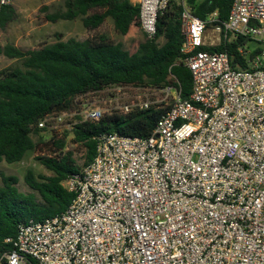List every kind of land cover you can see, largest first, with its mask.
Listing matches in <instances>:
<instances>
[{
	"label": "built area",
	"instance_id": "1",
	"mask_svg": "<svg viewBox=\"0 0 264 264\" xmlns=\"http://www.w3.org/2000/svg\"><path fill=\"white\" fill-rule=\"evenodd\" d=\"M130 1L153 38L172 0ZM174 1L191 95L183 98L176 84L105 89L114 98L138 92L116 112H164L148 137L99 135L93 161L64 182L74 194L68 209L20 224L1 264H264V0H234L216 26L217 12L202 20L188 0ZM14 2L0 0V12ZM228 34L249 39L244 56L260 48L249 68H235L227 52L199 50ZM90 94L39 128L59 138L99 121L105 111L81 101Z\"/></svg>",
	"mask_w": 264,
	"mask_h": 264
},
{
	"label": "trees",
	"instance_id": "2",
	"mask_svg": "<svg viewBox=\"0 0 264 264\" xmlns=\"http://www.w3.org/2000/svg\"><path fill=\"white\" fill-rule=\"evenodd\" d=\"M188 2L202 20L217 12V21L211 23L216 26L229 18L234 0ZM180 12V7L172 0L158 17L156 35L149 38L145 34V41L134 52L121 43L109 42L105 36L84 41L59 40L28 51L0 45V55L21 61V66L0 71V162L22 161L43 142V133L47 131L39 128L40 121L51 113L75 110L77 97L114 85L163 88L176 84L183 98H189L193 80L182 52L185 36L181 31ZM80 17L91 30L99 28L107 17L114 20L116 30L122 35L133 28L142 30L140 8L130 0H65V10L49 19L72 21ZM13 18V7H3L0 26L5 27ZM161 37L164 38L162 44L159 43ZM249 43L247 38L228 34L219 45L203 46L199 50L227 52L235 68L247 69L249 60L260 52L257 48L249 56L242 55L239 48ZM163 112V109L152 108L136 109L130 114H105L99 121L77 124L64 138L52 137L49 143L60 152L66 147L65 138L71 136L74 143L85 148L84 166H87L95 157L99 135L118 133L148 137ZM38 160L53 174L37 177L33 171H28L25 181L32 193L19 190L17 177L0 173L3 183L0 186V262L3 254L13 249L5 240L16 237L20 224L41 222L59 215L74 199V194L64 186L67 179L82 171L73 153L68 151L38 157Z\"/></svg>",
	"mask_w": 264,
	"mask_h": 264
},
{
	"label": "rangeland",
	"instance_id": "3",
	"mask_svg": "<svg viewBox=\"0 0 264 264\" xmlns=\"http://www.w3.org/2000/svg\"><path fill=\"white\" fill-rule=\"evenodd\" d=\"M14 18L5 27L0 26V45L5 47L11 45L20 48L23 51L39 49L46 44H51L59 40L68 41L76 39L84 41L93 39L98 36H105L109 42L121 43L125 49L129 51H136L139 45L145 41L146 35L143 30L133 28L127 35L120 34L111 17H107L103 24L91 30L84 26L83 17L76 20H57L53 22L49 19L52 15L65 10V0H15L13 4ZM102 12V11H98ZM213 27H210L208 34L212 36ZM218 36V35H217ZM164 38L159 39L162 44ZM211 43V42H210ZM208 44L209 46H217L220 44L218 39L215 44ZM21 66V61L10 59L5 55H0V71L10 67ZM116 96L120 98L117 100L113 97L114 91L103 90L101 92L93 93L85 97L81 101H92L99 105L105 114H110L120 111L119 107L126 102H132L134 96L138 94L137 91H125ZM84 105L80 106L79 110H83ZM60 136L58 139L64 138ZM52 136L49 132L43 133V142L38 147L28 152L25 158L17 163L8 164L5 161L0 162V173L8 176H15L19 182L17 187L21 192L32 193L33 191L27 185L25 176L28 171H33L35 176L50 177L52 172L41 164L38 157L54 156L68 151L73 153V158L76 160L77 165L82 169L85 167L86 150L79 144L72 141V137L65 138L66 147L63 151L54 150L53 146L49 143ZM37 141L38 137H34ZM45 143H49L46 145ZM0 177V186H2Z\"/></svg>",
	"mask_w": 264,
	"mask_h": 264
}]
</instances>
